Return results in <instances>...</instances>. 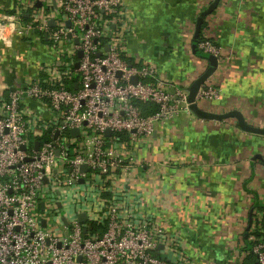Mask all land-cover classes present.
Instances as JSON below:
<instances>
[{
    "label": "built area",
    "instance_id": "2783aa9c",
    "mask_svg": "<svg viewBox=\"0 0 264 264\" xmlns=\"http://www.w3.org/2000/svg\"><path fill=\"white\" fill-rule=\"evenodd\" d=\"M126 13V0L0 3V35L47 53L20 87L0 89V264H197L122 187L137 170L140 141L192 113L186 88L129 59ZM204 37L197 47L218 62L220 47ZM212 75L197 102L219 97ZM137 101L157 111L144 115ZM244 250L264 264L263 238L250 235Z\"/></svg>",
    "mask_w": 264,
    "mask_h": 264
},
{
    "label": "crops",
    "instance_id": "0c3cea01",
    "mask_svg": "<svg viewBox=\"0 0 264 264\" xmlns=\"http://www.w3.org/2000/svg\"><path fill=\"white\" fill-rule=\"evenodd\" d=\"M211 2L126 0L129 59L146 60L160 79L187 88L208 65L192 50V38ZM205 22L204 35L222 55L210 79L219 97L199 107L239 111L246 125L264 130V0H219ZM46 56L19 35H0V89L20 87ZM137 159L123 190L141 214L180 238L185 256L197 264H257L243 253L244 233L254 207L264 210V133L241 128L235 117L182 112L140 141Z\"/></svg>",
    "mask_w": 264,
    "mask_h": 264
},
{
    "label": "water",
    "instance_id": "95a60500",
    "mask_svg": "<svg viewBox=\"0 0 264 264\" xmlns=\"http://www.w3.org/2000/svg\"><path fill=\"white\" fill-rule=\"evenodd\" d=\"M219 3V0H212V2L209 4V6L204 9L201 13H199L198 17L196 18V23H195V29H194V34H193V38H192V50L194 51V53L196 52V50L198 49L197 47V37L200 33V27L203 23V21L205 20V17L210 15L217 7ZM49 25L50 26H54V20L50 19L49 20ZM77 42V40H76ZM106 48H108L106 46ZM82 52L78 51L77 52V56L81 57ZM208 59V65L206 66V68L202 71V73H200L198 75V77H196L192 83L186 88L187 91V97H186V101L189 104V109L191 110V112L196 115L198 118L203 119V120H211V119H216V120H223L226 118H230V117H235L240 125L241 128L250 131V132H258V133H264L263 129H258L255 127H251L249 125L245 124V120L242 117V114L239 111H231L229 113L226 114H214V113H209L207 111L202 110L199 105L198 102L196 101V95L200 89V87L204 84V82L207 80V78L209 76H211L215 70L217 69V59L216 57H214L213 55H208L207 56ZM75 68H78V62L75 63ZM119 74V73H118ZM136 78H133V81L136 82ZM71 133L73 135L78 134V129H72ZM105 134L108 136L111 134L110 130L107 129L105 131ZM82 169H85V166H82ZM80 182H82V180H80ZM79 219L80 221H85V215L84 214H80L79 215ZM250 227V224L248 225L246 232L244 233V235H246L248 229ZM246 237V236H245ZM162 248V245L159 246V249ZM166 254H162L161 258L165 259L166 258ZM80 259V258H78ZM256 263L258 264V260H256Z\"/></svg>",
    "mask_w": 264,
    "mask_h": 264
},
{
    "label": "trees",
    "instance_id": "16d2710c",
    "mask_svg": "<svg viewBox=\"0 0 264 264\" xmlns=\"http://www.w3.org/2000/svg\"><path fill=\"white\" fill-rule=\"evenodd\" d=\"M206 27H207V24H206V22L204 20L203 23H202V25H201V27H200V33H199V35L197 37V44L200 41H202V40L205 39L203 32L205 31ZM195 53H196L197 56L203 58L204 60H206L208 62L207 56L209 54L204 53L199 48L196 50ZM135 103L141 109V111H142V113L144 115H147V114H150V113H153V112H156L157 111V105H155V104H146V103H142V102H139V101H137ZM254 210H256L257 212L258 211L262 212V215L264 217V210L262 208H260V207H254ZM250 213H251L250 214V217H251L250 220H251V223H253L254 222L253 219H256L255 218V214H254V211H251ZM256 223H259L258 227H256L252 231H248V233H246L245 236H246V238H249V236L251 235V236H253L255 238H263V240H264V221L263 220H260V222H259L256 219ZM253 245H254V241H250V242H248L247 247L248 248H251ZM249 256L252 259H253V257H255V255L253 253L249 254Z\"/></svg>",
    "mask_w": 264,
    "mask_h": 264
}]
</instances>
